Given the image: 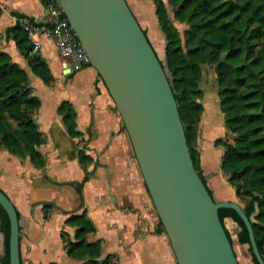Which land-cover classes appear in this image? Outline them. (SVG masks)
I'll return each instance as SVG.
<instances>
[{"label": "crops", "instance_id": "crops-1", "mask_svg": "<svg viewBox=\"0 0 264 264\" xmlns=\"http://www.w3.org/2000/svg\"><path fill=\"white\" fill-rule=\"evenodd\" d=\"M164 1L169 17L181 28ZM126 2L161 58L165 40L154 0ZM47 10L41 0H0V50L7 51L26 70L33 93L41 102L33 118L43 137L38 146L43 164L36 165L28 155L19 157L0 145V189L19 213L21 264H83L67 253L61 235L64 232L74 238L75 227L67 224L66 218L83 208L95 225L87 238L100 240L101 257L115 254L114 264H177L166 233L157 230L158 217L130 138L95 68L85 65L70 70L69 58L59 53L51 38L39 35L41 45L36 52L52 74L51 81L45 83L6 34L7 27L17 22L18 13L43 20ZM207 96H211V105H207ZM64 100L75 111V134L69 132L58 110ZM201 101L197 148L206 185L215 200L239 203L234 186L220 168L223 148L214 142L226 134L216 90L203 91ZM82 149L91 156L84 165L78 159ZM223 223L238 263L255 264L248 243L238 240V224L229 216ZM3 252L0 229V258Z\"/></svg>", "mask_w": 264, "mask_h": 264}, {"label": "trees", "instance_id": "trees-1", "mask_svg": "<svg viewBox=\"0 0 264 264\" xmlns=\"http://www.w3.org/2000/svg\"><path fill=\"white\" fill-rule=\"evenodd\" d=\"M41 1L47 8L57 2ZM154 3L165 40L164 60L160 58V62L177 102L193 165L205 184L197 148L198 122L203 111L200 81L202 64L214 65L215 90L226 128L225 136L214 140L223 148L220 168L235 188L239 204L251 223L257 248L264 257V0H167L173 19L182 24V29L169 17L164 0ZM20 15L23 14H17ZM6 34L14 39L32 72L49 83L50 68L33 49L21 25L16 22L7 27ZM40 103L26 70L7 51L0 50V145L19 157L28 155L36 165L43 164L38 149L43 137L33 118ZM58 110L69 132L77 133L70 102L62 101ZM122 127L125 129L124 124ZM78 159L84 165L91 156L82 149ZM156 215L157 230L165 232L157 212ZM218 215L222 223L229 216L238 224V240L248 243L253 262L259 264L238 213L233 208L221 207ZM66 223L75 227L73 239L61 233L71 257L82 260L83 264L115 263V254L101 257L99 239L87 238L95 225L85 208L70 214ZM0 229L4 235L0 264H9V219L1 204ZM225 231L231 241L226 228Z\"/></svg>", "mask_w": 264, "mask_h": 264}, {"label": "water", "instance_id": "water-1", "mask_svg": "<svg viewBox=\"0 0 264 264\" xmlns=\"http://www.w3.org/2000/svg\"><path fill=\"white\" fill-rule=\"evenodd\" d=\"M58 3L120 114L177 264H239L221 207L242 218L264 264L241 205L215 200L197 173L166 69L126 0ZM0 204L9 219V264H21L18 213L1 189Z\"/></svg>", "mask_w": 264, "mask_h": 264}, {"label": "built area", "instance_id": "built-area-1", "mask_svg": "<svg viewBox=\"0 0 264 264\" xmlns=\"http://www.w3.org/2000/svg\"><path fill=\"white\" fill-rule=\"evenodd\" d=\"M17 22L30 38L33 49H38L41 45L39 35H45L52 39L61 55L69 58L70 70H79L89 63L87 54L62 12L58 0L48 8L45 19L37 20L23 14L17 17Z\"/></svg>", "mask_w": 264, "mask_h": 264}, {"label": "rangeland", "instance_id": "rangeland-1", "mask_svg": "<svg viewBox=\"0 0 264 264\" xmlns=\"http://www.w3.org/2000/svg\"><path fill=\"white\" fill-rule=\"evenodd\" d=\"M160 57L161 59L164 60V55ZM215 82L216 79H215L214 65L211 63L202 64V79L200 81V86L202 87V90L205 91L206 93H213L214 90L216 89ZM207 97H208L207 105H211L212 104L211 96H207Z\"/></svg>", "mask_w": 264, "mask_h": 264}]
</instances>
